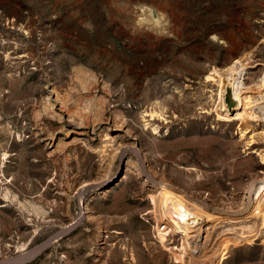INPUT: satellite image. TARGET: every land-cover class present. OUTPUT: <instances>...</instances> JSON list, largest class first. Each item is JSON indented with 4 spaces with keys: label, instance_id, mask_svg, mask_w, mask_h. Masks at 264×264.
<instances>
[{
    "label": "rangeland",
    "instance_id": "1",
    "mask_svg": "<svg viewBox=\"0 0 264 264\" xmlns=\"http://www.w3.org/2000/svg\"><path fill=\"white\" fill-rule=\"evenodd\" d=\"M263 72L264 0H0V264H264ZM164 182L218 218L189 250Z\"/></svg>",
    "mask_w": 264,
    "mask_h": 264
},
{
    "label": "bare ground",
    "instance_id": "2",
    "mask_svg": "<svg viewBox=\"0 0 264 264\" xmlns=\"http://www.w3.org/2000/svg\"><path fill=\"white\" fill-rule=\"evenodd\" d=\"M244 66H245V64L242 62V60L238 59L237 61H234V64L231 67H229V69L226 72H224V74H223L224 76L222 74L220 75V77H221L220 78L221 90H220V93L218 96H219V102L222 106H224V105L226 106V101H225L226 86L230 82V80H232V79H233V81H232V93L231 94L237 100V104L241 105L243 103L244 82L242 80V75H243V71H244ZM235 74H238L239 76L235 77L234 76ZM80 77H81V79H84V78H86V74H84L82 72L80 74ZM207 78L211 79V78H215V77L212 75H208ZM261 81H262V84L264 85V72H263V76L261 78ZM85 86L88 87L87 85H85ZM104 103H105V101H104V99H102L100 102L101 107H102V104H104ZM228 111L229 110L226 107V109L222 110L219 115L221 117H229L230 114ZM240 113L241 112H238L237 115H239V116L242 115ZM161 115H163V114L158 112L154 108H152L149 112L147 111L143 115L145 125L150 126L151 125L150 120L155 119L156 116H161ZM81 116H82V114H81ZM147 116H150V118H146ZM117 119H118V122L120 123L123 120L122 115L117 114ZM153 129L155 130L156 128L154 127ZM133 149H135V148L133 147ZM159 188L160 189H159L158 194L152 196V201L154 204V211H155V214H156V217L158 220L157 221L158 222V234H159L158 236L163 241L164 238L168 234L167 226L170 228H173V230L179 231L184 236L183 239L186 240L185 242L187 245L184 243L185 245H183V246H186L187 249L189 250L188 247L192 245V238L194 237V235L191 234L192 228L193 227L195 228V225L198 224L201 220L202 221L212 220V219L217 218V216L206 211L201 206V204L199 205L195 201L190 200L189 197L185 193L177 192L175 188H172L170 185L165 184V182L160 183ZM250 189H251V192L249 191L250 192L249 202L246 204L245 207L247 209L251 208L252 210L250 213H252L256 216L257 213L261 211V208L264 205V179L260 183H258V182L253 183L251 185ZM162 222H163V224L160 225V223H162ZM241 222H242V219H241ZM229 224L231 227L227 230L225 229V231L223 232L224 236L220 240L221 242L218 244V249L216 250L215 257L224 256L226 250L229 247V244H231L232 240L229 239L227 237V235H231V234L233 235V234L237 233L238 231H240L243 234L246 232H249V233L252 232V234H253V231L256 229V226H257V225L252 226V224H251V226L244 227L241 230H239V229L233 227L234 224L232 222H230ZM258 226H259V224H258ZM263 231H264V229H263ZM258 232H259V230H258ZM249 235H251V234H249ZM198 236H199V234H197L195 236V238L197 239ZM236 237H235V239H236ZM193 243H195V242H193ZM184 249H183V251H184ZM190 253H192V252H190ZM213 258H211V259H213ZM207 264H213V260H211Z\"/></svg>",
    "mask_w": 264,
    "mask_h": 264
},
{
    "label": "water",
    "instance_id": "3",
    "mask_svg": "<svg viewBox=\"0 0 264 264\" xmlns=\"http://www.w3.org/2000/svg\"><path fill=\"white\" fill-rule=\"evenodd\" d=\"M229 110H230V113H231L232 115L236 112L235 109H229Z\"/></svg>",
    "mask_w": 264,
    "mask_h": 264
}]
</instances>
